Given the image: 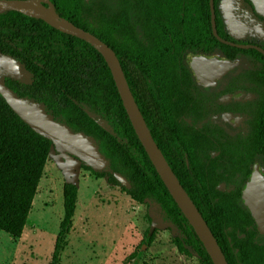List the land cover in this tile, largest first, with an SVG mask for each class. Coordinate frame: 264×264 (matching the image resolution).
Segmentation results:
<instances>
[{
    "label": "trees",
    "instance_id": "16d2710c",
    "mask_svg": "<svg viewBox=\"0 0 264 264\" xmlns=\"http://www.w3.org/2000/svg\"><path fill=\"white\" fill-rule=\"evenodd\" d=\"M60 19L95 35L117 55L153 139L216 237L229 264H264V235L243 201L255 166L264 168V55L219 42L210 0H48ZM258 15L250 0H244ZM215 0L217 31H226ZM239 43V42H236ZM244 44L245 43H240ZM191 54L223 56L240 65L215 88L200 86ZM17 76L1 80L22 100L92 139L109 161L82 168L120 184L137 203H159L182 232L180 253L214 264L158 175L127 115L111 70L90 43L17 11L0 13V59ZM168 80V90L161 83ZM53 143L25 124L0 96V231L22 237ZM79 190L63 186L64 215L50 264H61ZM151 238L149 242H151Z\"/></svg>",
    "mask_w": 264,
    "mask_h": 264
},
{
    "label": "rangeland",
    "instance_id": "374dc122",
    "mask_svg": "<svg viewBox=\"0 0 264 264\" xmlns=\"http://www.w3.org/2000/svg\"><path fill=\"white\" fill-rule=\"evenodd\" d=\"M218 10L236 42L264 48V21L244 0H219ZM169 86L168 80L161 83L163 90ZM52 151L22 237L0 231V264H50L64 215L65 183L76 184L79 194L61 264H201L196 255L179 252L174 240L182 239V232L159 203L139 204L121 184Z\"/></svg>",
    "mask_w": 264,
    "mask_h": 264
},
{
    "label": "water",
    "instance_id": "95a60500",
    "mask_svg": "<svg viewBox=\"0 0 264 264\" xmlns=\"http://www.w3.org/2000/svg\"><path fill=\"white\" fill-rule=\"evenodd\" d=\"M42 2L49 3L48 0H0V13L12 10L28 17L42 20L64 34L90 43L103 55L111 70L132 126L161 180L195 230L213 263L229 264L207 222L175 176L162 151L153 139L134 99L116 53L95 35L60 19L51 4H49V8H46L41 4ZM250 2L255 12L264 18V0H250ZM31 5H38L47 11H51L53 18L30 10L28 6ZM210 11L212 33L219 42L238 49H254L264 55V48L262 47L252 44L244 45L221 38L217 31L215 0H210ZM239 65V61L232 62L220 55L207 57L191 54L189 57V67L193 75L198 84L205 88L216 87L220 80ZM0 68L17 76L22 74L18 64L7 58L0 59ZM0 96L25 124L53 143L55 152L75 158L96 172L104 171L108 168L109 161L102 155L92 139L88 138L84 133L73 132L67 126L53 120L41 108L16 96L1 78ZM115 177L122 186L130 189L131 186L126 178L119 174H115ZM243 201L255 221L258 233L264 235V169L262 167L256 166L254 168L243 190Z\"/></svg>",
    "mask_w": 264,
    "mask_h": 264
},
{
    "label": "bare ground",
    "instance_id": "6f19581e",
    "mask_svg": "<svg viewBox=\"0 0 264 264\" xmlns=\"http://www.w3.org/2000/svg\"><path fill=\"white\" fill-rule=\"evenodd\" d=\"M28 8L34 12H37V13H40V14H43V15H46L50 18H53V15H52V12L51 11H47L45 9H43L42 7L38 6V5H31V6H28Z\"/></svg>",
    "mask_w": 264,
    "mask_h": 264
},
{
    "label": "flooded vegetation",
    "instance_id": "af4514ba",
    "mask_svg": "<svg viewBox=\"0 0 264 264\" xmlns=\"http://www.w3.org/2000/svg\"><path fill=\"white\" fill-rule=\"evenodd\" d=\"M253 8H254V7H253ZM231 72H232V71H231ZM229 73H230V72H229ZM229 73H228V74H229ZM228 74H227V75H228ZM227 75H226V76H227ZM226 76H225V77H226ZM194 77H195V76H194ZM225 77H224V78H225ZM224 78H223V79H224ZM195 79H196V78H195ZM223 79H222V80H223ZM222 80H220L219 82H221ZM196 81H197V80H196ZM219 82H218V84H219ZM197 83H198V82H197ZM218 84H217V86H218ZM200 86H201V85H200ZM217 86H216V87H217ZM202 87H203V86H202ZM204 88H205V87H204ZM211 88H215V87H211ZM255 167H256V166H255ZM255 167H254V168H255ZM260 167H261V166H260ZM263 169H264V168H263Z\"/></svg>",
    "mask_w": 264,
    "mask_h": 264
},
{
    "label": "crops",
    "instance_id": "0c3cea01",
    "mask_svg": "<svg viewBox=\"0 0 264 264\" xmlns=\"http://www.w3.org/2000/svg\"><path fill=\"white\" fill-rule=\"evenodd\" d=\"M52 153H53V151L51 150V152H50V156L52 155ZM50 156H49V157H50Z\"/></svg>",
    "mask_w": 264,
    "mask_h": 264
}]
</instances>
